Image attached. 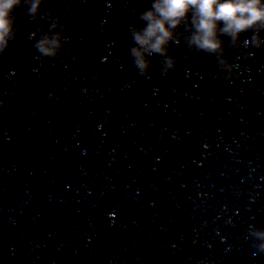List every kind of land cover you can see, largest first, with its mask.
I'll list each match as a JSON object with an SVG mask.
<instances>
[{
	"label": "water",
	"instance_id": "obj_1",
	"mask_svg": "<svg viewBox=\"0 0 264 264\" xmlns=\"http://www.w3.org/2000/svg\"><path fill=\"white\" fill-rule=\"evenodd\" d=\"M151 3L13 10L0 54V264H264V45L242 46L252 29L204 53L181 23L142 76L130 49ZM57 32L58 55H40L36 42Z\"/></svg>",
	"mask_w": 264,
	"mask_h": 264
},
{
	"label": "clouds",
	"instance_id": "obj_2",
	"mask_svg": "<svg viewBox=\"0 0 264 264\" xmlns=\"http://www.w3.org/2000/svg\"><path fill=\"white\" fill-rule=\"evenodd\" d=\"M21 0H0V54L8 48L14 40L13 10ZM40 0H30L28 11L35 13ZM140 19L145 26L132 33L135 44L139 47L130 49L132 63L140 75H147L150 62L146 55L152 53L165 55L167 44L174 40L173 30L181 23L189 30L188 43L197 51L216 53L222 51L221 35L230 37L235 42L240 34L255 29L251 37L242 41V46L260 48L264 45V38L259 35L260 28H264V0H152L151 6L140 13ZM260 28H257V26ZM53 27H56L53 24ZM67 37L61 39L59 32L52 36L39 39L35 48L45 57H56L63 47ZM252 53H246L250 56ZM175 60L167 57L163 73L173 68ZM220 71L226 78L238 75L236 64L227 59H221ZM52 94L49 93L50 99ZM261 242L257 245L260 252H264V232H257Z\"/></svg>",
	"mask_w": 264,
	"mask_h": 264
}]
</instances>
